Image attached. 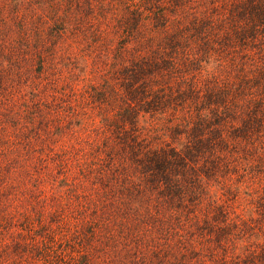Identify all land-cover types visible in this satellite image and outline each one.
I'll return each instance as SVG.
<instances>
[{"label": "trees", "instance_id": "trees-1", "mask_svg": "<svg viewBox=\"0 0 264 264\" xmlns=\"http://www.w3.org/2000/svg\"><path fill=\"white\" fill-rule=\"evenodd\" d=\"M0 264H264V0H0Z\"/></svg>", "mask_w": 264, "mask_h": 264}]
</instances>
